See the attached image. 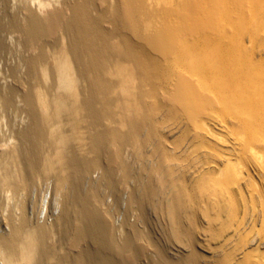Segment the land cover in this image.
Returning <instances> with one entry per match:
<instances>
[{
  "label": "bare ground",
  "instance_id": "6f19581e",
  "mask_svg": "<svg viewBox=\"0 0 264 264\" xmlns=\"http://www.w3.org/2000/svg\"><path fill=\"white\" fill-rule=\"evenodd\" d=\"M21 1L0 2V264L136 260L141 231L106 203L116 171L127 204L158 199L186 248H156L159 264H264V0H70L68 16ZM59 31L64 93L42 101L43 126L34 91L55 85L43 50L1 62ZM131 150L148 159L142 190ZM41 171L56 183L35 193Z\"/></svg>",
  "mask_w": 264,
  "mask_h": 264
},
{
  "label": "rangeland",
  "instance_id": "374dc122",
  "mask_svg": "<svg viewBox=\"0 0 264 264\" xmlns=\"http://www.w3.org/2000/svg\"><path fill=\"white\" fill-rule=\"evenodd\" d=\"M24 1H27V2H24ZM24 1H21V2H24L25 4L28 3V6L30 4L29 7H31V8L33 7V4L31 2H29L28 0H24ZM50 1H52V2L54 1L55 3L53 2V4L55 5V7H58V6H59V8L61 7L63 9V15L65 14L64 16H68L66 14H69V13H67V11H69V10L66 9V8H68L67 4H68V1H70V0H50ZM0 2H1V0H0ZM94 2L96 4V7H97V4H98V7H99L100 1L99 0L95 1L94 0ZM56 5H58V6H56ZM7 6L10 7L11 4H8ZM0 8H2L1 4H0ZM56 31H58V30H56ZM59 33H61V32L60 31L59 32H55V34H53V35H55V36H53L55 38H53V39H52V35H51V39H49V41H50L49 46H46L45 44L41 45V43L36 47V49L23 48L21 46L19 48V47L15 46L12 49L11 52H7V54L5 55V58L1 62V64L3 65V67L6 70V68L7 69L11 68L10 66L14 64L15 60L17 59V57L20 54L24 53L25 56H32V58L34 59L36 57V53L38 52V50H43V52H44V54L46 56V59H45L46 67H47L48 71L51 73V77H52V79L55 82V85L52 86L49 90H47L45 93L44 92H40V90H42V89H40L39 91H37V90L34 91V98H35L34 103L37 106V109H38V112H39V120L41 121L40 123H42L43 126H44V122H43V114H42L43 107H42V104H41L42 101L43 100H48L49 101L52 98V96H54L56 94L64 93V91H60V90L57 89L58 86H57L56 68H55L56 67V62H57L56 58L58 56H60V54H61L60 53V50H61L60 49V46H61V42H60L61 40L60 39L61 38H60V34ZM5 65H6V67H5ZM34 74H35V77L37 79H39V81L42 80L44 82V77H43V75H42V73L40 71L36 70L34 72ZM41 88H43V87H41ZM26 90H27L26 86H19V88L17 90V93L22 94V93L26 92ZM7 115H8L7 119L9 120L8 112H7ZM64 128L67 129L70 134H72V131H70V128L68 126L64 125ZM44 129H45V127H44ZM179 134H180V131H179ZM45 139H46V136H45ZM74 143L77 145L76 141H74ZM195 147L193 145L191 146L189 142H188L187 145L185 144L183 146L184 150H186V149L189 150L188 152H189L190 155H188L189 159L187 158V160H189V161L191 160L192 161L195 158L196 150H199V149H195ZM192 149H195V150H192ZM45 150H47V149H45ZM135 150L137 151L136 147H135ZM133 151L134 150H131V153H132L131 157H129V159H127L126 157H128V156H126L125 160H126L127 164L132 163V164H130L131 166L134 164V166H132V167L129 165L130 169L133 168L130 173H132L131 174L132 178H133V175H134V177L136 179H138V180H136L134 178L132 179L130 177L129 182H131V179H132L133 180L131 182L132 185H133V182H134L133 186H138L136 188L142 190V186L141 185H144L145 187L148 185V183L146 182L147 179L145 181L141 177V175L145 173L143 171L144 167H143L142 164L147 162L148 159L143 155V157H145V158H143V157L142 158L141 157L138 158V159H141V160H139V162L143 161L142 164H139L137 162L138 161L137 160L136 161L137 165H136L134 163L135 162L134 159H137V158H134V159L132 158L136 154L135 153L136 151L135 152H133ZM138 151H139V149H138ZM47 152H50V150L49 151L47 150L46 153ZM193 152L195 153L194 157H191L193 155L191 153H193ZM36 157H38L37 159L41 163L42 162L41 159L43 158L42 153L37 151L36 152ZM105 163H106V159H105V162H104V160L101 161V167L102 168H106V164ZM138 164L142 168L138 167L139 166ZM145 164H147V163H145ZM145 164H144V166H145ZM147 165H149V164H147ZM134 171H135V173H134ZM40 173H42V175L39 174V177L37 178V182L35 184L34 192L37 193L38 190H40L41 188L43 189V187H45V188L49 189V191H51L50 188L53 187V184L55 185L56 178L53 176L52 173H50V175H49V171H46V174H45V171L44 172L41 171ZM120 174L121 173L119 171L118 172L116 171V173L113 172L114 179H116V181L118 183H117L116 187L114 188V192H111L110 195L107 194L108 197L106 198V203L108 205V209H109L110 215H114L113 219L115 221L114 222L115 225L118 224V220H119L123 225H124L123 222L126 223L124 225L126 228H130L131 226H135V228L138 229V233L141 231L140 236L137 237V240H135L136 241L135 244L137 246H139V249L141 251L139 252L136 260L130 261V264H150V263L159 264L158 261H160L159 260L160 257L157 256L158 255V253H157L158 250L157 249H159V248H161L159 250H162V251L165 250L164 252L166 254H168V255L170 254L172 256L175 255V257H176V255L178 256L180 254L179 252H181V251L185 253V251H186L185 246L182 245L180 242H178L177 239L176 240L175 239H171V238H173V236L171 235V231H170V227H169L170 225H168L169 224L168 218L165 215H163L160 211H158L159 210V209H157L158 206H156V205L159 204V200L158 199H154V201L152 200L153 202L147 200L144 203V206L142 208L138 207L137 205L131 206V205L127 204L126 200L123 197L125 190H124V184H122L121 180H120L121 179V175ZM47 175L49 176L48 178L45 177ZM95 176H96V174L95 175L93 174L92 177H95ZM95 178H93V179H95ZM139 179H140V181L142 179V182H141L140 185H139V183H140ZM153 179H154L153 181H155V178H153ZM46 186H48V187H46ZM86 186L87 187L89 186L88 182L86 183V185L84 187L85 189H88L89 187L87 188ZM96 186L98 188H102V189L104 188V186H103V184L101 182H98ZM45 188H44V190H45ZM56 199L58 201H60L61 203H63V201H64L63 196L60 195L59 193L56 196ZM155 203H157V204H155ZM59 208H60V205H59ZM53 210H55V212L53 211V215H52L53 217L51 216L53 219L51 217H49V220H48L49 222H51V220L52 221L56 220V215H57L58 211H56V208L54 209V207H53ZM54 213H56V214H54ZM40 216L39 217L42 218L43 214L40 215ZM167 225H168V227H167ZM256 228H258V225H257ZM166 229H168V231ZM175 242L177 244H175ZM204 250L206 251V248H204ZM206 252H208V250Z\"/></svg>",
  "mask_w": 264,
  "mask_h": 264
}]
</instances>
